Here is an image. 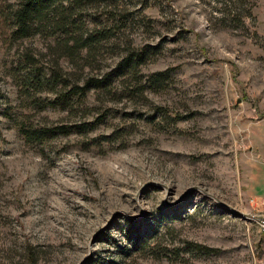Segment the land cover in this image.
I'll list each match as a JSON object with an SVG mask.
<instances>
[{"label":"rangeland","instance_id":"obj_1","mask_svg":"<svg viewBox=\"0 0 264 264\" xmlns=\"http://www.w3.org/2000/svg\"><path fill=\"white\" fill-rule=\"evenodd\" d=\"M20 1L0 0V264H264V0H88L82 33L111 39L76 56L14 39ZM57 66L66 91L28 90Z\"/></svg>","mask_w":264,"mask_h":264},{"label":"trees","instance_id":"obj_2","mask_svg":"<svg viewBox=\"0 0 264 264\" xmlns=\"http://www.w3.org/2000/svg\"><path fill=\"white\" fill-rule=\"evenodd\" d=\"M88 0H21L16 6L15 10L12 12V20L14 24L13 38L17 40H23L32 38L40 34L41 30L51 31L55 30L57 32H64L68 37L75 39V45L69 47L66 44L67 50L70 52L71 56L78 55L82 50L86 48H97L102 42L111 39V33L109 30H101L98 34L93 35L89 31L87 34H83L82 31L85 28V23L82 19H79V14L83 11V6ZM88 30V29H87ZM55 32V33H57ZM54 34V33H52ZM80 34V36H79ZM80 38H79V37ZM142 55L131 53L125 57L120 63L115 73L121 72L123 69H135L139 61L142 59ZM26 63L33 65V59L28 57ZM41 70L33 69L28 71L25 77V85L28 90L33 92L45 91V89L50 88L52 92H56L58 86L63 85L62 92L67 90V86L64 85V77L67 75L63 74V71L59 67H55L51 70L49 78H44L40 75ZM164 74H160L155 81L156 84H161L165 79L162 78ZM119 76H121L119 74ZM111 85H108V77L101 79H90L81 88L79 85H75L70 92L73 93L75 90L82 91V95L86 92L101 88L108 89ZM48 87V88H47ZM60 96V95H59ZM52 102L53 106H59L61 103L60 97ZM1 99V98H0ZM63 127L59 130L61 133L64 132ZM65 133V132H64ZM35 135L31 137L40 138L39 133H33ZM30 136V133H27ZM30 138V137H29Z\"/></svg>","mask_w":264,"mask_h":264}]
</instances>
